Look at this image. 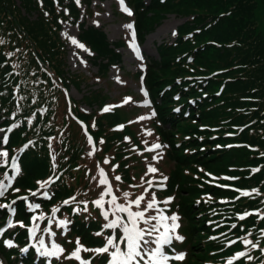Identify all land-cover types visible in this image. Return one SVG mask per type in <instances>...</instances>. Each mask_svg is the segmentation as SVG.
<instances>
[{"label":"trees","instance_id":"obj_1","mask_svg":"<svg viewBox=\"0 0 264 264\" xmlns=\"http://www.w3.org/2000/svg\"><path fill=\"white\" fill-rule=\"evenodd\" d=\"M125 2L138 44L169 14L184 19L172 41L157 44L158 56L147 58L142 74L152 123L171 163L167 179L182 192L177 205L187 221L188 251L177 264H264V29L258 16L264 18V0ZM92 3L0 0V148L8 153L0 176H14L0 196V205L14 209V229L0 231V254L8 264H44L28 243L33 214L47 221L53 211L64 213L65 238L72 242L68 249L63 244L65 251L77 241L87 249L102 247L110 233L98 217L82 212L91 190L82 141L88 134L93 142L103 138L105 150L116 142L120 149L114 123L121 117L104 111L106 95L88 82L120 62L123 40L110 42L102 27L79 21ZM64 22L77 26L95 75L68 69ZM81 84L87 93L74 99L69 90L80 91ZM81 103L97 108L83 112ZM70 121L84 134L75 138ZM26 199L38 207L30 210ZM8 207H0V227L10 217ZM9 238L15 246L4 244ZM107 260L106 253L97 254L93 264Z\"/></svg>","mask_w":264,"mask_h":264},{"label":"rangeland","instance_id":"obj_2","mask_svg":"<svg viewBox=\"0 0 264 264\" xmlns=\"http://www.w3.org/2000/svg\"><path fill=\"white\" fill-rule=\"evenodd\" d=\"M124 6L130 9L125 0ZM131 10V9H130ZM83 11V8H82ZM260 17L262 27L264 29L263 15L258 13ZM85 20L89 25L96 27H102L110 42H116L123 40V46L117 51L121 54V60L119 63L110 65L107 70L95 75L98 71L97 67L89 60L90 53L85 47H80L78 41V28L75 24L64 22L62 24V35L68 40L67 48L68 53L66 56L67 67L71 72H83L88 76L95 75L89 80V84L93 89H101L106 95L108 115L118 114L121 118L117 119L114 123V131L121 132L119 148H117V142L108 148L104 149L103 138L96 139L93 142L92 138L86 134L83 142L82 150V162L88 164L85 174L91 179V187L89 192H85V205L82 212L84 214H94V217L101 221L104 226L106 223L122 218L127 220V214L120 212L117 209V205H123L131 208V211H143L148 201L155 196L156 207L149 209L145 216H157L158 210L162 212L164 217L176 216V234L182 237V240L173 239L167 251L179 254L183 256L185 260L187 257V232H186V219L182 216L178 210V201L181 200L182 192L179 189L178 183L175 180L164 179L168 178L171 174L168 173V169L171 163L165 154V148L160 142V136L157 128L153 125V108L150 101L147 98L146 90L143 85L144 69L146 66L147 58L158 56L156 46L161 41H172L176 27L183 22V18L169 14L158 26H156L146 37L142 44H138L136 41L134 30L126 28L125 25L131 24L133 26V16L128 15L122 10L120 0H93L91 10L84 13V16L79 18V21ZM76 40V43H72V39ZM87 86V85H86ZM80 91L74 87H71L69 94L74 99H80L85 93H87L88 86L85 84L80 85ZM80 110L83 112H89L97 108L96 105L92 107L86 104H80ZM122 119V120H121ZM70 126L73 128L74 137L77 138L80 133H83L80 127H76V124L70 121ZM80 125V124H79ZM124 125L126 127L123 129ZM82 126H84L82 124ZM89 126L91 130L96 128V124L93 119L90 120ZM3 129L0 128V137L2 136ZM84 134V133H83ZM91 138V143L89 142ZM117 140V138H116ZM153 144L161 145L160 148L149 151ZM0 151L1 148H0ZM157 157L153 159V157ZM6 157H0V164L5 163ZM12 165V166H11ZM11 169L13 163L10 162ZM155 167L158 171L155 173H148V167ZM10 169V168H9ZM6 173L0 176V180H3L5 185H9V180L6 178ZM116 177H120L119 180ZM143 178V179H142ZM104 179L106 184H101L100 181ZM152 181L150 187L147 181ZM7 191V190H6ZM101 193H104L101 196ZM124 193H128L125 197ZM44 195V194H42ZM143 196L144 199L137 207L135 204H131V201L136 200L138 197ZM115 198L114 203H110ZM100 200L103 204V208L97 207L94 201ZM87 201V202H86ZM90 204V206H89ZM32 203L29 200V209H31ZM10 208V207H8ZM85 208L87 210H85ZM107 212L108 219L106 220L102 215V212ZM51 216L52 220L48 223L46 220L41 219L43 215L35 216L32 221V226L28 230V240L32 243L35 255L41 256V252L51 250L53 245L59 246L63 249V253L59 258L51 257L52 262L61 260L60 264L71 263L80 264L76 259H67V257L76 249L77 243L71 247L68 251H65L70 246L71 239L65 238V216L64 213H57ZM12 213V210H11ZM64 223H61V222ZM156 223V221H152ZM167 224H171L172 220L168 219ZM52 224V230L50 229ZM15 223L8 221L4 223L0 228L7 231L14 228ZM139 227L146 228L148 225L139 222ZM35 229L33 233L30 231ZM110 233L107 235H115L116 241L119 242V237L123 234L120 227L108 228ZM161 227V232L163 231ZM154 234V237L155 238ZM108 238V237H107ZM13 239V238H11ZM43 241L41 246L40 241ZM107 241V239H105ZM8 242L5 241L8 245ZM62 242V244H61ZM66 245V249L63 247ZM122 244V249L124 244ZM84 246V245H83ZM85 247V246H84ZM151 247L155 248L156 245L152 244ZM97 247H95L96 249ZM110 251L114 249L110 248ZM165 253L166 247H163ZM81 258H86V251H81ZM69 254V255H65ZM94 252L90 254L93 255ZM95 256V255H94ZM47 257V256H44ZM50 258V259H51ZM65 258V259H61ZM96 257H92L91 264ZM107 259H110L109 255ZM182 260V259H181ZM180 261V260H179ZM15 264H21L20 261H14ZM59 263V262H58ZM142 263V262H141ZM0 264H8L4 256L0 254ZM72 264V263H71Z\"/></svg>","mask_w":264,"mask_h":264},{"label":"snow or ice","instance_id":"obj_3","mask_svg":"<svg viewBox=\"0 0 264 264\" xmlns=\"http://www.w3.org/2000/svg\"><path fill=\"white\" fill-rule=\"evenodd\" d=\"M77 3H79V0H77ZM120 4L122 7V10L127 13L128 15H131V10L124 6V0H120ZM126 28L131 29L133 26L131 24L125 25ZM175 35V33H173ZM134 36V33H133ZM72 43L75 44L76 40L73 38ZM80 47H83V45H80ZM108 109H104V111H107ZM7 136L3 137V143H7ZM89 142L91 143V138L89 137ZM161 145L159 144H153L149 151L153 149L160 148ZM8 153L6 151H0V157H7ZM157 157H153V159H156ZM15 157H12V160L15 161ZM7 161H5L6 163ZM13 168L15 172H18V167L13 164ZM158 170L155 167H148L147 172L148 173H155ZM9 180V185H5L3 180H0V196H3L4 191L7 190V188L10 186V181L14 179L13 177H7ZM117 180L120 179V177H116ZM143 179V178H142ZM166 180L167 178L164 177ZM101 184H106L107 181L102 179L100 181ZM148 185L152 186V181H147ZM48 184V181H45L41 184V187H46ZM255 191V190H253ZM244 195H248V193H243ZM35 195V193H33ZM45 196H47V192L44 193ZM104 193H101V196H103ZM125 197L128 196V193H124ZM74 199V198H73ZM144 199L143 196L138 197L136 200L131 201V204H135L137 207L140 205L141 201ZM115 198H113V201L110 203H114ZM65 203H68V201H65ZM94 204L97 205V207L103 208V204L100 200L94 201ZM0 207H8L7 205H0ZM38 207V205L36 206ZM117 209L120 212H124L127 214V220H124L122 218H118L117 220L110 221L104 225V228H116L120 227L122 229V235L119 237V242L116 241L115 235L110 236L107 238V241L105 245L101 248L96 249H87L84 248L83 245L80 244L79 241H77V247L76 249L67 257L69 259H76L80 262V264H91V260H83L80 256V252L83 251H91L96 254H104L107 253L110 257L108 264H141L143 261V264H167L170 257L166 255L163 251V247L165 245H170L173 239L176 240H182L183 238L178 236L176 234V228L178 227V224H176V220L178 219L176 216H172L170 218L164 217L162 212H159L157 216H145V213L149 209H153L156 207V200L155 196L153 195V198L148 201L146 207L143 211H131L130 206L125 207L123 205H117ZM85 210H87L85 208ZM102 215L107 220L108 214L107 212H102ZM245 215H248L247 213ZM244 217L241 216V219ZM168 219L172 220L171 224H167L166 221ZM152 221H156V223H152ZM139 222H142L145 225H148V227L143 228L139 227ZM61 223H64L63 221ZM161 227H163V231L161 232ZM235 227V226H233ZM33 233L35 232V229H31ZM155 235V238L154 237ZM10 244V242H8ZM41 246H43V241H40ZM124 244V248L122 249L120 247V244ZM234 243V242H232ZM245 244H252V247H256L257 245L253 243L252 241L245 240ZM152 244H155L156 247H151ZM114 249L113 251H110L109 249ZM63 249L59 248V246L53 245V248L51 250H45L41 252L40 254L47 257H56L59 258L60 254L63 253ZM238 256H244L245 253L241 252L237 254ZM177 259H183V256L176 257ZM235 258V257H234ZM248 259H251V257H248ZM50 264V262H49Z\"/></svg>","mask_w":264,"mask_h":264}]
</instances>
